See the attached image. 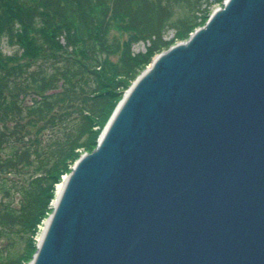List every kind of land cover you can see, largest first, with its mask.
<instances>
[{
    "label": "water",
    "instance_id": "obj_1",
    "mask_svg": "<svg viewBox=\"0 0 264 264\" xmlns=\"http://www.w3.org/2000/svg\"><path fill=\"white\" fill-rule=\"evenodd\" d=\"M60 184L28 264H264V0L155 55Z\"/></svg>",
    "mask_w": 264,
    "mask_h": 264
},
{
    "label": "trees",
    "instance_id": "obj_2",
    "mask_svg": "<svg viewBox=\"0 0 264 264\" xmlns=\"http://www.w3.org/2000/svg\"><path fill=\"white\" fill-rule=\"evenodd\" d=\"M221 2L0 0V264L31 259L55 185L96 146V127L152 58Z\"/></svg>",
    "mask_w": 264,
    "mask_h": 264
},
{
    "label": "rangeland",
    "instance_id": "obj_3",
    "mask_svg": "<svg viewBox=\"0 0 264 264\" xmlns=\"http://www.w3.org/2000/svg\"><path fill=\"white\" fill-rule=\"evenodd\" d=\"M224 0H222V2H223ZM221 2V3H222ZM221 3H216V4H213V5H210V6H208L207 7V11H208V16L210 15V13L213 11V10H215V9H217L218 7H221ZM186 11L184 10V9H177L176 10V12H175V17H179V16H183V13H185ZM208 18V17H207ZM207 20V19H206ZM206 20H205V22H206ZM204 22V23H205ZM113 32L114 33H116L114 30H113ZM117 34V33H116ZM172 36V31H169L168 33H167V35H166V39H169L170 37ZM144 50V48H143V45L142 44H138V45H136L135 47H134V51L135 52H138V51H143ZM2 51H3V53H5V54H7V55H11L13 52H14V49H11V48H9L7 45H5L4 44V46L2 47ZM133 82V81H132ZM131 84H129V86H130ZM128 86V87H129ZM127 89H125L123 92H122V94L121 95H123V93L126 91ZM115 108H116V105L113 107V109H111V111L109 112V114H107V116L105 117V119H103L102 121H101V124L99 125V126H97L96 127V129L97 130H99V134H98V136H97V138L99 137V135H100V133H101V131H102V129H103V127L106 125V123H107V121L109 120V118L111 117V115H112V113H113V111L115 110ZM95 148V147H94ZM94 148L93 149H91V150H89V151H80L79 153V155H82V154H85V153H90L92 150H94ZM69 172H67V173H64V174H62L61 176H60V181L57 183V184H59L61 181H62V179H63V177L65 176V175H67ZM56 184V185H57ZM56 185H55V190H54V194H53V198L51 199V201H50V203H49V208L50 209H52L51 207H52V204H53V200H54V197H55V193H56ZM48 210L46 213H45V216H44V218L42 219V221L40 222V224L38 225V227H37V231H36V233H35V235H34V237H33V243H34V246L36 247V244H37V241H38V238H39V235H40V232H41V228L43 227V224H44V221L47 219V217L50 215V213H51V210ZM36 251V250H35ZM34 253L35 252H33V253H31V256L33 257V255H34ZM32 257H31V259H29L27 262H26V264H28L31 260H32Z\"/></svg>",
    "mask_w": 264,
    "mask_h": 264
},
{
    "label": "bare ground",
    "instance_id": "obj_4",
    "mask_svg": "<svg viewBox=\"0 0 264 264\" xmlns=\"http://www.w3.org/2000/svg\"><path fill=\"white\" fill-rule=\"evenodd\" d=\"M60 183H61V182H60ZM60 183L56 185V191H57V190H58V191L60 190V188H61V184H60ZM53 202H54V200H53Z\"/></svg>",
    "mask_w": 264,
    "mask_h": 264
}]
</instances>
